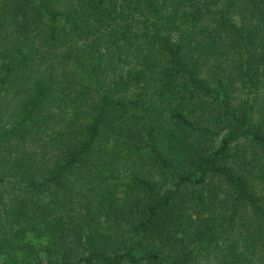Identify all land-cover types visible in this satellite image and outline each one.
Listing matches in <instances>:
<instances>
[{"label":"trees","instance_id":"16d2710c","mask_svg":"<svg viewBox=\"0 0 264 264\" xmlns=\"http://www.w3.org/2000/svg\"><path fill=\"white\" fill-rule=\"evenodd\" d=\"M0 264H264V0H0Z\"/></svg>","mask_w":264,"mask_h":264}]
</instances>
